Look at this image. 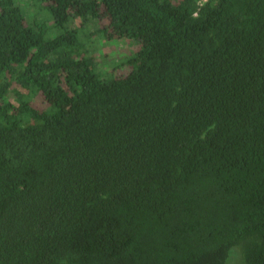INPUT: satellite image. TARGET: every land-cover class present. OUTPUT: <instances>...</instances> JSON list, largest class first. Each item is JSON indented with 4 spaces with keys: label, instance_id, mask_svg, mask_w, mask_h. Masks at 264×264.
<instances>
[{
    "label": "trees",
    "instance_id": "obj_1",
    "mask_svg": "<svg viewBox=\"0 0 264 264\" xmlns=\"http://www.w3.org/2000/svg\"><path fill=\"white\" fill-rule=\"evenodd\" d=\"M20 1L0 264H264V0Z\"/></svg>",
    "mask_w": 264,
    "mask_h": 264
},
{
    "label": "rangeland",
    "instance_id": "obj_2",
    "mask_svg": "<svg viewBox=\"0 0 264 264\" xmlns=\"http://www.w3.org/2000/svg\"><path fill=\"white\" fill-rule=\"evenodd\" d=\"M22 5L24 6V9L27 11L29 15L32 14L34 9L32 6H29L28 3H26V0L20 1ZM100 49L102 52L108 53L109 56L111 55H120L122 53H128L132 51L136 45L135 43L131 42L130 40H108L106 42L102 41L100 44ZM39 103V101H36ZM240 260V252L238 249L233 248L231 249L227 259L226 264H238Z\"/></svg>",
    "mask_w": 264,
    "mask_h": 264
}]
</instances>
